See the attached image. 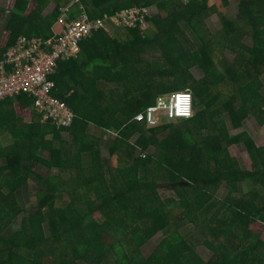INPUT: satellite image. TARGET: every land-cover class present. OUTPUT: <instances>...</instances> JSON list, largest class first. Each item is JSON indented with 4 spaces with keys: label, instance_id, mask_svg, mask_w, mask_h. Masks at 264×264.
I'll return each instance as SVG.
<instances>
[{
    "label": "trees",
    "instance_id": "trees-1",
    "mask_svg": "<svg viewBox=\"0 0 264 264\" xmlns=\"http://www.w3.org/2000/svg\"><path fill=\"white\" fill-rule=\"evenodd\" d=\"M236 1L230 20V0H14L0 33V63L18 37L57 34L67 6V22L133 7L160 12L145 17L156 31L150 42L139 34L118 43L99 30L79 44L82 66L79 52L57 62L51 94L73 112L70 128L42 121L25 94L0 100V137L13 141L0 144V264H264V142L245 130L231 135L225 120L233 129L249 118L264 126V0ZM50 3L55 8L43 16ZM211 15L222 21L215 33L206 23ZM147 44L158 60L144 59ZM194 66L203 78L184 81L180 72ZM113 88L126 94L118 106ZM179 91L192 95L190 118L135 119ZM107 132L114 138L105 140ZM102 140L108 157L99 153ZM238 144L249 170L233 154ZM38 166L56 174L46 179ZM197 245H206L207 259Z\"/></svg>",
    "mask_w": 264,
    "mask_h": 264
},
{
    "label": "built area",
    "instance_id": "built-area-1",
    "mask_svg": "<svg viewBox=\"0 0 264 264\" xmlns=\"http://www.w3.org/2000/svg\"><path fill=\"white\" fill-rule=\"evenodd\" d=\"M58 23L59 33L48 40L38 38H17L6 52L0 63V100L25 94L33 100L34 110L42 115V121H52L60 128H70L74 114L64 101L52 96L54 83L48 76L54 72L57 62L69 60L79 52L80 42L93 32L109 31V25L118 28H134L138 24L144 26L147 8L133 7L123 9L113 17L103 16L90 19L81 14L71 22L66 21L68 6L63 10ZM187 97V101H185ZM193 114V98L189 91H179L161 97L155 106L149 107L145 113L139 114L137 121H146L155 125L158 116L169 121L188 119ZM107 132L106 139L114 138Z\"/></svg>",
    "mask_w": 264,
    "mask_h": 264
},
{
    "label": "rangeland",
    "instance_id": "rangeland-1",
    "mask_svg": "<svg viewBox=\"0 0 264 264\" xmlns=\"http://www.w3.org/2000/svg\"><path fill=\"white\" fill-rule=\"evenodd\" d=\"M13 2H14V0H0V9L2 10V13H3L2 16L0 17V29H1V26H2V24L4 22V18L6 19V17H7L6 11H7L8 7L11 4H13ZM236 2H237L236 0H230V5H229V7L226 10V18H228L230 20H234V19L237 18V14H238V7L237 6L238 5L236 4ZM54 8H55V4L54 3H50L46 7V9L44 10L43 16H47L48 14L52 13ZM147 12H148L149 15L154 16V15L159 14L160 10H159V8L157 6H148L147 7ZM206 23H207V26H208V28L210 29V31L212 33L217 32L222 27V21L219 18V16H216V15H211L210 17H208ZM121 29H123V28H121ZM157 52H159V51L157 50ZM157 52H156V54L158 55ZM219 56H221V55L218 54V53L215 55V58H216L215 61H217L219 59ZM224 57L229 62L232 61L231 60L232 56L228 52L224 53ZM180 74L181 75H185L183 80L186 81V82L189 81V80H192L194 82L195 81H199L200 82L201 79L204 76L202 71L199 70V68H197L196 66L191 67L187 71H181ZM263 80H264V76H263ZM228 88L230 89L229 85L221 86L219 88V92L224 95V92H227ZM113 91H114V94H113L114 102L116 103V106H118L119 101H120V97L125 98L126 94L122 95L119 92V90L114 89V88H113ZM167 96L168 95H166V97ZM224 114L225 113H222V111L220 112V115L223 116ZM225 120H226V124H227V126L229 128V131H230L231 135H238L241 131L245 130V132L249 135V137H251L254 141H257V143L264 142V126L257 125L255 119H253V118L247 119V121L244 123L242 129H233L232 127L230 128V126H229L230 125L229 124V122H230L229 118L225 117ZM12 142L13 141H11L10 138L7 135H3V136L0 137V144L3 145V146H6L8 144L11 145ZM106 143H108V142H105V141L102 140L101 145L99 147V153L103 157H108L109 154H110ZM231 149L233 151V154H234L235 158L238 161L239 166L243 170H249L250 167H251L250 166L251 165V159L248 156V152H247L245 146L243 144H238V145L232 146ZM218 192H219L218 195L220 197L224 196L223 190H220ZM160 194L164 198H168L170 196H173L172 193H169L168 191H165V190H161ZM33 205H34V198H32L29 201L28 208H26L24 211H21L19 213V215L17 216L16 223L19 224L22 221V218L27 214L26 210L27 209L28 210L32 209ZM182 225H184V224H182ZM162 238H163V235L161 233H159L156 237L153 238V244H151V245L159 243ZM197 246H198V249H199L198 253L203 258L207 259V257L209 256L210 253H209V250L207 249L206 245H197Z\"/></svg>",
    "mask_w": 264,
    "mask_h": 264
},
{
    "label": "crops",
    "instance_id": "crops-1",
    "mask_svg": "<svg viewBox=\"0 0 264 264\" xmlns=\"http://www.w3.org/2000/svg\"><path fill=\"white\" fill-rule=\"evenodd\" d=\"M2 14H3L2 10L0 9V17L2 16ZM149 16H151V15H149ZM5 20L6 19L4 18V22L1 26L0 33L2 31V27L5 23ZM142 29H143L142 31H138V32L136 31L135 32V31H130L129 29L128 30L127 29H121V28L115 27L113 25H109V31H107V32L104 31V33L107 34V36L109 38L115 39V41H117L118 43H123V42L129 41V40H132L135 37H138L139 34L144 36V37L146 36V40L150 42L154 38L155 33H156L155 28L153 27L152 23H148V22L145 23ZM54 31H55V33H59L60 27L56 26L54 28ZM143 48H144L143 53H144V59L145 60L152 61L153 59H156V48H155V46H150L149 44H147L146 46L144 45ZM76 60H79V62H81L80 66H82L83 60H84L83 54L79 52ZM156 60H158V59H156ZM90 133L93 134L94 136L98 137V138L101 135V131L96 127H91ZM6 135L12 141L11 137L8 134H6ZM8 145H6V146H8ZM36 173L38 175H41L44 178L48 179L49 176L56 174V171L53 169H46V168H43L41 166H38L36 168Z\"/></svg>",
    "mask_w": 264,
    "mask_h": 264
},
{
    "label": "clouds",
    "instance_id": "clouds-1",
    "mask_svg": "<svg viewBox=\"0 0 264 264\" xmlns=\"http://www.w3.org/2000/svg\"><path fill=\"white\" fill-rule=\"evenodd\" d=\"M184 99H185V101H187V97H185Z\"/></svg>",
    "mask_w": 264,
    "mask_h": 264
}]
</instances>
